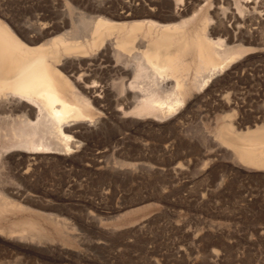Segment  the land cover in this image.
Masks as SVG:
<instances>
[{
    "label": "rangeland",
    "instance_id": "374dc122",
    "mask_svg": "<svg viewBox=\"0 0 264 264\" xmlns=\"http://www.w3.org/2000/svg\"><path fill=\"white\" fill-rule=\"evenodd\" d=\"M99 1L0 0V11L12 22L44 14L52 25L68 8L101 13ZM110 1L115 8L123 2ZM260 1L243 2L245 13L263 9ZM160 3L159 12L168 13L165 0ZM253 22L247 28L260 32L225 38L243 46L240 56L193 88L170 117L140 116L131 108L123 113L116 97L108 102L95 93L102 100L94 108L98 121L73 152L49 154L26 178L21 154L5 153L11 159L0 166V186L22 206L0 217V228L28 217L50 240L1 232L0 264H264V171L244 170L214 140L226 119L237 129L264 122V27ZM224 93L233 106L227 108Z\"/></svg>",
    "mask_w": 264,
    "mask_h": 264
},
{
    "label": "bare ground",
    "instance_id": "6f19581e",
    "mask_svg": "<svg viewBox=\"0 0 264 264\" xmlns=\"http://www.w3.org/2000/svg\"><path fill=\"white\" fill-rule=\"evenodd\" d=\"M249 1L193 0L189 5L186 0H165L168 13L161 14L160 0H123L117 8L110 0H100L101 13L68 8L52 25L44 14L12 22L0 11V166L11 159L5 153L18 151L20 174L26 178L49 154L53 158L73 152L98 121L94 108L102 101L100 94L108 102L109 95L116 97L123 113L131 108L133 114L159 119L175 114L193 88L207 85L240 56L243 46L228 41L260 32L259 27L247 28L248 21L264 27V8L257 12L254 6L246 14L243 2ZM163 18L170 21L161 22ZM228 95L221 97L227 108L233 106ZM215 138L238 166L264 171V122L237 129L226 119ZM11 192L0 186V217L22 206L7 197ZM45 231L28 217L0 228L7 236L37 242L50 240Z\"/></svg>",
    "mask_w": 264,
    "mask_h": 264
}]
</instances>
